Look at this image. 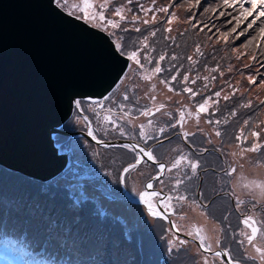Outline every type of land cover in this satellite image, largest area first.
Segmentation results:
<instances>
[{
    "label": "snow or ice",
    "instance_id": "snow-or-ice-1",
    "mask_svg": "<svg viewBox=\"0 0 264 264\" xmlns=\"http://www.w3.org/2000/svg\"><path fill=\"white\" fill-rule=\"evenodd\" d=\"M133 4L134 0H123L119 5H115L114 0H78L71 4L72 11L68 15L106 33L111 38L109 43L113 53L123 60V66L105 94L98 99L88 98V103L95 106L93 113L98 122L95 130L89 117L83 115L86 111L83 107L85 101L73 99L72 103L81 117L80 122L87 128V135L96 144L105 149L121 150L111 160L113 165H118L117 183L127 188L129 179L142 178L140 186L133 191L148 214L161 219H168L175 214L180 220H184L187 218L184 205H188L192 211L199 210L198 214L207 221V209L210 205L205 203L208 199L207 189H201V175L209 177L215 192L216 176L223 188L227 189L238 174V166L235 160L224 168H219L217 163L218 173L213 169L210 176V165L204 157V153L209 150L204 147L196 148L197 137H203L208 144H213L212 137L222 140L224 131L221 126L238 118L240 109H253L255 114L259 106H264V98L257 96L255 102L251 98L244 100L239 82L233 84L225 81L227 90L221 87L220 90L213 91L214 82L217 81L215 74L224 77L225 70L229 73L234 70L231 64L224 69L220 62L215 66L205 63V74H201L197 68L201 58L206 55L203 48L213 47L221 42L228 45L244 37L245 42L240 48L252 50L255 46V50L249 54L234 46L232 53L236 60L246 58L259 65L254 74L245 78L251 88L264 91V72L260 71L264 69V59H261L264 58V50L261 48L264 45V0H260L259 4L257 0H222L217 7L204 9L205 13L213 14L209 16L208 22L198 19L200 13L194 11L201 6V0H186V6L183 0H167L162 5H157V0H150L149 6L136 2L135 7L142 15L129 7ZM68 5L69 0H63V6ZM181 7L189 13L188 16L181 18L176 10ZM228 9L231 11H227ZM158 13L164 14L162 20ZM221 17L224 19L217 26L214 21ZM174 24H185L187 27L183 31L175 29L177 35L174 36ZM149 25L159 26L149 30ZM189 30H195L197 35L204 33L208 43H195L192 53L186 57L177 55L175 51L170 54L168 48L180 47L177 36L183 37ZM129 32L140 34L131 44L120 35ZM158 33H163L162 39L169 43L165 45V50L155 54L154 38ZM182 60L187 61V69L183 63H176ZM243 67L251 73L252 64H244ZM198 81H202V84L198 85ZM250 90L246 87L244 91ZM237 96L239 101L236 100ZM185 97L187 103L184 102ZM221 101L233 102L234 106L221 118L213 119ZM173 104L176 105L175 109L171 107ZM201 123L209 125V128L200 127ZM99 131L105 134L115 133L122 138V142L111 143L98 139L95 132ZM172 137L181 140L188 151L173 148L170 151L176 155L165 160L158 149L163 148L165 142L171 144ZM233 140L238 151L227 153L221 143L213 149L212 154L219 152L221 155L237 157L241 161L239 168H242L243 161L250 159L248 154L258 153L261 158L255 163L258 167H264V120H260L258 116L253 120V116L249 115L235 131ZM243 179L240 177V180ZM157 184L160 185L159 188L156 187ZM242 187L258 191L264 197V179L249 180ZM228 195L236 198V209L239 210L244 200L236 194L235 185ZM223 219L227 221L228 216ZM240 223L244 227L238 232L233 230L232 240L229 241L243 250L239 257L225 244L228 239L226 229H214L215 235H212L209 234L206 223L191 222L186 229L184 225L170 221L169 231L183 232L195 242L192 246L199 256L197 264H264V218L244 214ZM190 240L176 235L168 238V251L175 257L172 264H182Z\"/></svg>",
    "mask_w": 264,
    "mask_h": 264
},
{
    "label": "water",
    "instance_id": "water-1",
    "mask_svg": "<svg viewBox=\"0 0 264 264\" xmlns=\"http://www.w3.org/2000/svg\"><path fill=\"white\" fill-rule=\"evenodd\" d=\"M110 39L54 0H0V165L46 180L69 158L57 134L96 144L62 125L73 99L102 97L123 66Z\"/></svg>",
    "mask_w": 264,
    "mask_h": 264
},
{
    "label": "rangeland",
    "instance_id": "rangeland-1",
    "mask_svg": "<svg viewBox=\"0 0 264 264\" xmlns=\"http://www.w3.org/2000/svg\"><path fill=\"white\" fill-rule=\"evenodd\" d=\"M205 1L206 0H201V8L197 7L196 9H194V11L197 10V13H200V15H198V19L208 22L209 16L213 14L211 12L205 13L204 9L214 8L216 7V4L210 0H207V2ZM76 2H78V0H69L68 7L63 6V0H57L56 3L67 12H70L72 11L71 4ZM122 2L123 0H114L115 5H119ZM136 2H138L139 4H143L145 6H149L150 0H146L147 3L145 2V0H134V4L129 5V7L133 8L134 12L142 15V13H139V9L135 7ZM165 3H167V0H157V5H162ZM183 3L184 6H186L185 0H183ZM181 8L184 11V8L183 7ZM157 15L161 20L163 19V15H164L163 13H158ZM188 15L189 13L185 12V14L181 16V18H184ZM223 19L224 18L221 17L219 20H215L214 22L217 24V26H220L221 21ZM156 26L159 25H149L147 27L150 30L152 27H156ZM184 26L185 24H182V28ZM178 27L180 26L178 25L173 26L174 31L175 29H178ZM189 31L191 34L190 38H192L194 42H195V37H197V41L195 43L197 42L208 43L205 40L204 33L197 35L195 34V30L192 33L191 30ZM146 32L147 31H145L144 34H146ZM129 33L131 34V32ZM120 35H123L125 39L128 40V43L140 37V34L136 32L135 33L132 32L130 36L129 35L127 36L126 33H120ZM162 36L163 35L158 33L157 37L154 38L155 41L154 47L155 46L158 47V51H155V54H159L161 52L160 47L165 48V45L169 43L167 41H164L162 39ZM244 42H245L244 37H241L239 40L233 41L228 45H225L223 42H221L219 44L214 45L213 47L203 48V49L213 50L214 53L208 55L207 59L204 58L201 59L200 65L198 66L197 70L200 71L201 74H205L203 70V65L205 63H207L209 66H215L217 62H220V64L224 69H226L229 64L233 65L234 70L230 73L225 70L224 77H220L218 74H215L217 75V81L214 82L215 87L213 88V91L220 90L221 87H225V89L227 90L225 81L233 84L239 82L240 91L244 93V100L251 98L255 102V98L257 96H259L260 98H264V91H259L257 89L251 88V86L248 85L245 77L249 74H254L256 69L259 67V65L253 63L252 61L246 58H242L241 60H236L234 58V54L232 53V47L235 46L237 48H240V46ZM180 46L181 47L184 46L182 40H180ZM173 48L176 49V47ZM261 48L262 50H264V45H262ZM240 50L251 54V52L255 50V46H253L252 50L243 49V48H240ZM188 53L191 54L192 49H188ZM244 64H252L251 73L249 69L243 67ZM165 67H167L166 64ZM260 71L264 72V69H260ZM241 73H243V76L241 75ZM199 84H202V81H198V85ZM246 87L251 89L250 92L244 91ZM205 94L207 95L208 93ZM79 99L85 101L83 107L86 109V111L83 113V115H87L89 117L90 121L92 122L93 129L95 130L98 127V122L93 113V109L95 106L90 105L88 103L87 98H79ZM236 100L239 101V96L236 97ZM184 102L185 103L188 102L186 97L184 98ZM233 106H234L233 102L221 101L219 104V110L216 112V115L213 117V119L221 118V116L225 114ZM249 115L253 116V120H255L257 116L259 117L260 120H264V106H259V110L255 114H253V109H240L238 118H233L232 120L229 121L227 125L221 126L222 130L224 131L222 140L220 138L212 137L213 144H208L206 141H199L196 144L197 149L199 147H204L209 150L208 152L204 153V157L206 158L208 165H210L209 168L210 176L213 169H215L218 173L219 169L217 168V163H219V168H224L227 166V164L235 160L238 166V174L234 176V178L232 179V183L228 185L227 189L223 188V186L219 182V177L216 176L217 183H216L215 192H213L212 190V184L209 177H205L201 175L200 179L201 181H203V183L201 184L202 185L201 189H207L206 195L208 199L205 200V203L209 200L211 196L217 195L214 196L211 202L209 203L210 206L207 209V213H208L207 221H205L204 216L198 214L199 210L192 211V209L188 205H184V211L187 212L186 219L180 220L179 216L175 214L170 216V218L174 222L184 225L186 229L189 223L191 222H198L200 224L206 223L209 234L212 235H215V233L213 232L214 229L217 231H219L220 229H226L228 234V239L225 241V244L228 247H230L233 250V254L238 257L243 250L238 249L237 245L229 243V241L232 240L233 230L238 232L240 229L244 227L243 224L240 223V220L243 219L244 214H254L255 217H257L258 214L264 213V197H261L258 191L244 189L242 187V184L246 183L249 180L264 179V167H258L255 163L257 159L261 158L260 154L258 153L248 154L250 159L244 160L243 167L239 168V164L241 163L239 158L232 157L230 155H221V153L219 152L212 154V151L215 147H219L221 143L225 146L227 153L238 151V149L234 147L235 142L233 140V136L235 131L239 128L240 124L242 123L243 119L247 118ZM80 121H81V117L78 116L74 108L72 115L62 125V127L68 130H75V129L87 130L85 124ZM95 134L99 139L120 138L115 133L105 134L103 131L95 132ZM59 141L60 142L58 143L60 145V149L64 151L68 150L69 158L66 163V166L64 167L65 169H63L61 172H59L58 174H56L55 176L49 179L40 180V181L53 180V181H58L59 183L61 182L66 183L70 187L71 203L75 204L77 202H83L92 211H94V214L101 217L104 216L107 219L110 218L112 220V225L114 230L115 229L119 230L120 228H124L125 230V227L129 225V224L126 225V223L128 222L127 219L129 220L130 224H136L138 223V219H139L138 217H140L141 221L145 222V228L139 232L138 239L136 240V244L139 243L144 244L146 240L155 238L157 242L162 243L163 246L168 248L167 240L171 236L176 235L179 236L181 239L190 240V238L186 237L183 232L174 233L169 231L171 224H169V222L166 219H161L151 216L145 210L144 206L138 202V198L135 197V193L133 190L140 186V180L142 179L141 177L129 179L127 188H125L123 184H118V183L116 184L118 179L115 182L112 176L113 173L112 169H109L107 172H105L103 170L104 167H106L104 164H100L99 169L96 167V165H94V155L101 156L105 154L104 151L103 152L99 151L102 146L95 143L92 144L88 142L87 139L81 137L80 135L77 136L63 135ZM177 142L178 140H174L172 143H177ZM166 143H167V148L168 147L170 148L172 143L171 144H169L168 142ZM179 147H182L184 151H188V149L185 148L184 144L179 145ZM167 148L165 150H167ZM165 150H163L161 154L164 155ZM120 151L121 150L119 149H115V155L117 156L120 153ZM112 152L113 151H111V153ZM217 158H219L218 161ZM240 177H243L244 179L240 180ZM233 185H235L236 194L240 197V199L244 200V204L240 206L239 210L236 209V198L228 195V192L231 190ZM156 187L159 188L160 185L157 184ZM193 187L195 189V185H193ZM165 191H167V189H165ZM219 193L220 195H218ZM98 198L99 200H97ZM119 203L122 204L120 205ZM123 203L125 207L122 206ZM253 205H255V207H253ZM118 207L122 209L124 208L123 209L124 211L120 210V208L118 209ZM128 207L129 209H133V210L128 211L129 210L127 209ZM132 212L135 213L133 215H130ZM136 216L137 218L135 219ZM225 216H228L227 221H224L223 219ZM151 218H153L152 221ZM194 243H195L194 241L190 240V243L187 246L188 252L186 255L183 256L182 264H197L199 260V256L196 254L195 247L192 246ZM2 244H3L2 241H0V248H2L0 249V263L8 264L10 257L13 254L14 248L12 244L9 245L8 244L2 245ZM168 256L174 257L173 255H169L165 253L162 249H158L154 256L155 263L152 264H165L164 258ZM124 261H127V264L132 263L129 260H124ZM16 263L26 264L25 262H23V260L20 257L16 258ZM43 264H49V263L48 261H45L43 262ZM246 264H251V262H246Z\"/></svg>",
    "mask_w": 264,
    "mask_h": 264
},
{
    "label": "trees",
    "instance_id": "trees-1",
    "mask_svg": "<svg viewBox=\"0 0 264 264\" xmlns=\"http://www.w3.org/2000/svg\"><path fill=\"white\" fill-rule=\"evenodd\" d=\"M210 1L214 2L216 7L222 3V0ZM177 11L180 16L185 14L182 8H178ZM178 26L180 31L187 27L185 25L182 28V24ZM193 31L191 30V33ZM173 32L172 35H177L176 31ZM131 34L126 33L127 36ZM190 36V31L183 37L177 36L178 44L180 45L182 40L184 46L176 49L172 46L167 51L170 54L175 51L177 55L186 57L189 55L188 49H193L197 41V37L194 42ZM155 50L158 51L157 46ZM160 50L163 51L165 48L160 47ZM203 51L206 53L204 59L214 53L208 49ZM176 63H183L185 69L189 67L186 60ZM171 107L175 109L176 105L173 104ZM200 127L208 129L209 125L201 123ZM62 136L63 134H57L56 141L60 142ZM171 139L172 142L174 140L178 142L172 143L170 148H167L165 142L164 147L158 149V153L161 154L167 148L165 154H161L165 160L176 155L170 151L171 149H182L179 147L183 144L181 140L176 137ZM199 141L205 139L198 136L197 142ZM99 151H104L105 154L94 155V165L99 169L100 164H104L105 172L112 169V176L116 182L118 165L111 163L116 157L115 149H105L102 146ZM144 167L147 168L146 165ZM138 218L136 224H130L126 218L128 221L126 225H129L125 230L124 228L114 230L110 218L94 214V211L83 202L71 203L70 187L66 183L40 181L0 165V241L2 245L12 244L15 255L21 253L22 260L28 264H43L45 261L49 264H127L124 260L131 261L130 264H152L155 263L154 256L158 249L172 255L168 248L155 238L146 240L144 244H136L139 232L145 228V222ZM256 218H264V213L258 214ZM164 259L167 264H172L175 258L168 256Z\"/></svg>",
    "mask_w": 264,
    "mask_h": 264
},
{
    "label": "bare ground",
    "instance_id": "bare-ground-1",
    "mask_svg": "<svg viewBox=\"0 0 264 264\" xmlns=\"http://www.w3.org/2000/svg\"><path fill=\"white\" fill-rule=\"evenodd\" d=\"M82 137V136H81ZM65 169V168H64ZM76 186H78V185H76ZM86 189V188H85ZM100 193V192H99ZM92 196H94V195H92ZM100 196H102V195H100ZM99 197V196H98ZM112 199V198H111ZM97 200H99V198L97 199ZM135 200H137V199H135ZM131 201V200H130ZM100 202V201H99ZM120 204V203H119ZM119 204H118V206H119ZM122 204V203H121ZM120 204V205H121ZM122 206H124L125 207V205H124V203H123V205ZM122 206H120V207H122ZM120 207H118V209L120 208ZM124 209V208H123ZM122 208H120V210H123ZM127 209H129V207L127 208ZM131 210H133V209H129L128 211H131ZM124 211V210H123ZM135 212H132L130 215H133ZM130 218V217H129Z\"/></svg>",
    "mask_w": 264,
    "mask_h": 264
},
{
    "label": "clouds",
    "instance_id": "clouds-1",
    "mask_svg": "<svg viewBox=\"0 0 264 264\" xmlns=\"http://www.w3.org/2000/svg\"><path fill=\"white\" fill-rule=\"evenodd\" d=\"M65 122H66V121H65ZM64 129H65V128H64ZM67 130H68V129H67ZM59 134H60V133H59ZM63 135H65V134H63ZM56 136H57V135H56ZM100 146H101V145H100ZM218 195H220V193H219ZM214 196H217V195H213V196H211V197L209 198V200H208L206 203L209 204Z\"/></svg>",
    "mask_w": 264,
    "mask_h": 264
}]
</instances>
